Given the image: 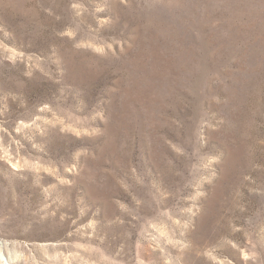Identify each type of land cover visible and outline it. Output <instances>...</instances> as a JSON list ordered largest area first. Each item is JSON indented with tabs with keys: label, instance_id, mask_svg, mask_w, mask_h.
Returning a JSON list of instances; mask_svg holds the SVG:
<instances>
[{
	"label": "rangeland",
	"instance_id": "rangeland-1",
	"mask_svg": "<svg viewBox=\"0 0 264 264\" xmlns=\"http://www.w3.org/2000/svg\"><path fill=\"white\" fill-rule=\"evenodd\" d=\"M0 264H264V0H0Z\"/></svg>",
	"mask_w": 264,
	"mask_h": 264
}]
</instances>
